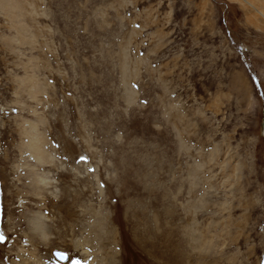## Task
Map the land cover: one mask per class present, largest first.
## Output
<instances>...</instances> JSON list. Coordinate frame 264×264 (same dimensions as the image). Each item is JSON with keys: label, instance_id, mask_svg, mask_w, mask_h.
<instances>
[{"label": "rangeland", "instance_id": "rangeland-1", "mask_svg": "<svg viewBox=\"0 0 264 264\" xmlns=\"http://www.w3.org/2000/svg\"><path fill=\"white\" fill-rule=\"evenodd\" d=\"M263 127L264 0H0V264H264Z\"/></svg>", "mask_w": 264, "mask_h": 264}, {"label": "bare ground", "instance_id": "bare-ground-1", "mask_svg": "<svg viewBox=\"0 0 264 264\" xmlns=\"http://www.w3.org/2000/svg\"><path fill=\"white\" fill-rule=\"evenodd\" d=\"M6 6V5H5ZM7 6H8V4H7ZM11 6V5H10ZM13 7H15V5L13 6ZM12 7V8H13ZM8 8V7H7ZM21 8V7H20ZM9 9H10V7H9ZM19 9V8H18ZM8 10V9H7ZM13 10V9H12ZM11 11V10H10ZM34 150H35V156H37L39 159H41V157L43 156V153H41V151L39 150V149H36V148H34ZM40 156V157H39ZM100 220H102V219H100ZM100 220L98 221V222H100ZM43 221H45V218L42 216V215H36L35 217L33 216L32 217V220H31V226H32V230L34 231V233L36 234V233H40L41 234V236L45 233V229H46V224L45 223H43ZM102 223V222H101ZM104 223V222H103ZM102 223V224H103ZM97 224L98 223H96V224H94V226H96V227H93L92 228V232L93 231H95L96 233L99 231V230H101V231H103V235H106V236H108V237H110V235L112 236V234H111V232H110V230L108 229V231H107V229H105L104 227V229L103 228H101L102 226H100L99 224H98V228H97ZM112 233H114V232H112ZM103 235L99 232V233H97L96 234V236H97V240L98 241H100V242H102V240H103ZM96 240V241H97ZM106 240H107V238L105 239V241H103V243H102V245L101 246H106L107 244L105 243L106 242ZM47 241V240H46ZM99 242V243H100ZM104 249V248H103ZM107 250V249H106ZM106 250H104V251H106ZM36 252H37V250H35ZM106 253V252H105ZM111 253H114L113 252V250H111L110 248L108 249V253H106L105 254V256H104V258H102V260H101V262H99V263H97V262H93L92 264H109V257L111 256ZM108 255V256H107ZM19 257H20V261H19V263H17V264H50V263H45V262H41L38 258H36V257H34V256H28V255H26V254H19ZM107 257V258H106ZM112 258H114V257H112ZM57 261V260H56ZM57 262H59L60 263V261H57ZM62 264L63 263H70V261L69 262H61Z\"/></svg>", "mask_w": 264, "mask_h": 264}, {"label": "water", "instance_id": "water-1", "mask_svg": "<svg viewBox=\"0 0 264 264\" xmlns=\"http://www.w3.org/2000/svg\"><path fill=\"white\" fill-rule=\"evenodd\" d=\"M264 128V127H263ZM60 253H64L66 258H61V256L59 255ZM53 256L56 260L60 261V262H69L70 260V256L68 255V253L66 252H62V251H54L53 252Z\"/></svg>", "mask_w": 264, "mask_h": 264}, {"label": "snow or ice", "instance_id": "snow-or-ice-1", "mask_svg": "<svg viewBox=\"0 0 264 264\" xmlns=\"http://www.w3.org/2000/svg\"><path fill=\"white\" fill-rule=\"evenodd\" d=\"M81 160H85V162H86V158H84V157H81ZM59 255L61 256V258H66L64 253H60Z\"/></svg>", "mask_w": 264, "mask_h": 264}]
</instances>
